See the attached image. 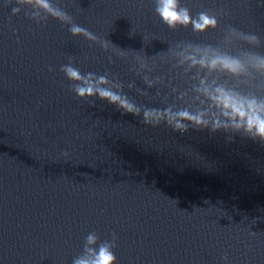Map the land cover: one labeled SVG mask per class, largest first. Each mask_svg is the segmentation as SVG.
<instances>
[{"label": "water", "instance_id": "obj_1", "mask_svg": "<svg viewBox=\"0 0 264 264\" xmlns=\"http://www.w3.org/2000/svg\"><path fill=\"white\" fill-rule=\"evenodd\" d=\"M56 3L127 58L73 38L55 20L38 26L23 12L12 16L0 0V264H72L92 232L98 243L116 234L117 264H264V145L145 126L106 101L79 100L60 71L71 57L81 73L118 79L141 106L179 107L169 84L182 91L187 79L157 63L152 75L162 83L147 88L132 70L136 52L216 43L229 24L264 38V8L180 0L193 16L228 13L197 36L169 30L153 0ZM131 82L147 95L129 90Z\"/></svg>", "mask_w": 264, "mask_h": 264}, {"label": "clouds", "instance_id": "obj_2", "mask_svg": "<svg viewBox=\"0 0 264 264\" xmlns=\"http://www.w3.org/2000/svg\"><path fill=\"white\" fill-rule=\"evenodd\" d=\"M154 10L164 25L173 32L191 29L197 35L217 30L219 17L227 12L210 13L200 11L195 16L190 9L181 6L180 0H153ZM3 7H11L12 16L21 12L38 26L49 19L68 26L73 38L83 37L91 44L108 51L117 50L121 58H127L126 51L115 47L110 40L100 39L93 32L75 23L74 17L56 0H3ZM257 7L264 3L257 0ZM142 51V50H141ZM133 58L132 70L142 78L147 88L162 83V77L155 76L157 63L168 64L186 78L188 86L179 90L169 84L171 93L181 106L167 104L163 108L139 105L124 91V85L110 74L97 75L81 73L74 66L73 58L61 66L60 71L71 82L70 91L81 101H106L118 110L134 117H142L145 126L159 128L166 125L173 131L184 134L189 129L223 132L231 140L240 135L264 145V38L255 31H243L232 25H225L222 38L216 43H197L190 40L168 44L167 51L149 57L140 52ZM111 62V58H109ZM49 71H52L50 68ZM139 95L147 92L136 88L135 82L127 85ZM159 95V93H157ZM65 157L68 156L64 152ZM117 236L98 243L95 232L89 233L81 255L72 264H117L113 249ZM227 261V257H223Z\"/></svg>", "mask_w": 264, "mask_h": 264}]
</instances>
